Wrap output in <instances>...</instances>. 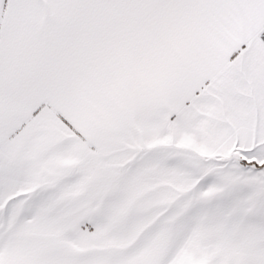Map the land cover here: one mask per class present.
Returning a JSON list of instances; mask_svg holds the SVG:
<instances>
[{
	"label": "snow or ice",
	"instance_id": "6c2138e0",
	"mask_svg": "<svg viewBox=\"0 0 264 264\" xmlns=\"http://www.w3.org/2000/svg\"><path fill=\"white\" fill-rule=\"evenodd\" d=\"M0 264H264V0H0Z\"/></svg>",
	"mask_w": 264,
	"mask_h": 264
}]
</instances>
